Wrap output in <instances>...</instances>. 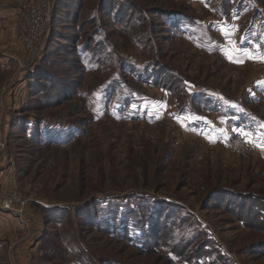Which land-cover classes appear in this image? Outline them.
I'll return each instance as SVG.
<instances>
[{"label":"rangeland","instance_id":"1","mask_svg":"<svg viewBox=\"0 0 264 264\" xmlns=\"http://www.w3.org/2000/svg\"><path fill=\"white\" fill-rule=\"evenodd\" d=\"M244 2L54 0L43 56L6 111L0 203L8 191L27 203L0 211V264H264V127L214 139L184 120L245 114L236 101L264 121L249 97L264 63H240L248 49L222 48L213 26ZM251 5L236 30L255 31L264 0ZM0 7L3 115L20 78V0ZM213 94L226 112L199 104ZM239 134L260 149L226 145Z\"/></svg>","mask_w":264,"mask_h":264},{"label":"crops","instance_id":"2","mask_svg":"<svg viewBox=\"0 0 264 264\" xmlns=\"http://www.w3.org/2000/svg\"><path fill=\"white\" fill-rule=\"evenodd\" d=\"M33 0H20V8H22L25 5H28L32 2ZM242 1V0H240ZM252 0H247V3H243L240 4L242 5V7H246V9L242 12L239 13H235V15L232 14H228V15H224L222 20H218L215 21L213 23V26H215L217 29L218 28H223V30L226 32V42L225 44H221L222 48H227L230 45L231 49H234L236 51L239 50H246L248 49V54L247 55H242V57L238 58L240 63H245V62H256V63H264V13L259 16V19L257 20V24L258 26L255 27V31L250 32V31H238L235 29V25H237L239 23V19L243 18V15H245L246 13H248L250 10H252V5H251ZM257 12V11H256ZM258 13V12H257ZM5 15H6V8L4 7H0V32L2 30V28L5 26L4 25V19H5ZM254 22V21H253ZM251 20L249 21V26H252L253 24L255 25V22L253 23ZM235 24V25H234ZM213 26H211V28H213ZM219 26V27H218ZM240 37L238 39V41H236L237 35ZM21 41V38H20ZM228 49V48H227ZM251 51V52H250ZM254 54H251V53ZM251 54V55H250ZM235 56V55H234ZM227 57V56H226ZM228 59V57H227ZM229 60V59H228ZM252 60V61H251ZM236 61V62H238ZM12 62V59L10 56L7 55H3L0 57V70L6 69L9 67V64ZM8 66V67H7ZM30 71H27L26 74H28ZM25 76V75H24ZM21 82V83H20ZM24 83L23 81V77L18 78V80L16 81V83H13V86L9 91H7L8 93L5 95L4 97V103H5V107H3V115H4V124L6 123L8 114H7V110L10 109L12 111H16V106L20 103V92L22 93V96L24 94V86H22ZM254 86H255V91L250 93V98H251V102H259L260 100H262L264 102V81L257 79L254 82ZM212 96H214L216 99L219 98L217 94H213ZM15 97V99H14ZM221 98V97H220ZM218 105H220L218 107V109L216 108V110H209L214 114H217L218 112L222 111V112H226L227 111V107L224 101L219 100ZM221 104L224 108H226V110H223L221 108ZM235 106L234 110H240V112L245 113V114H240L237 116H233V114H230L228 117H224L223 120L220 119V121H218V119L214 118V115L211 116H206L205 114H199L198 116H195L193 118L194 120V124H190V121L186 120V124L191 127L194 126L195 132H199L200 135H204V134H208L209 136H211V138L216 139L217 137L219 138V136H223L224 133H226V129H228V126H234L233 129L235 130L233 133L235 132H244L243 129H251L253 127V129H258L259 134L262 133L261 127H264V121L262 120V118H260L259 116H257V114L252 113L246 106H244L243 104H241L240 102H236L233 104ZM13 108V109H12ZM220 109V111H219ZM7 114V116L5 115ZM216 116V115H215ZM222 116H224L222 114ZM210 117V118H209ZM217 117V116H216ZM237 117V118H236ZM240 118V120L238 119ZM241 118H245V119H241ZM189 120V119H188ZM202 122L201 124H198L196 122ZM254 123V125H250ZM7 126V125H6ZM261 126V127H260ZM248 131V130H247ZM248 134H250V131L247 132ZM11 168L10 167H0V176L2 177V175L4 176V173H7ZM0 224L3 223V218L0 217ZM14 224V222H13ZM32 228V227H31ZM32 236H33V232H32ZM21 246V245H20ZM19 252H16V254H20V250H18ZM22 253V252H21ZM15 254V253H14ZM23 254V253H22ZM21 259V258H20ZM22 260V259H21Z\"/></svg>","mask_w":264,"mask_h":264},{"label":"built area","instance_id":"3","mask_svg":"<svg viewBox=\"0 0 264 264\" xmlns=\"http://www.w3.org/2000/svg\"><path fill=\"white\" fill-rule=\"evenodd\" d=\"M53 5L54 0H33L30 4L20 8L22 56L16 59L20 77H23L25 72L34 68L43 56L52 19ZM4 121V115L0 114V167H6L9 163ZM233 144L242 148L260 149L248 136L241 134L231 137L226 142L227 146ZM26 203L27 201L21 195L8 191L4 194L0 203L1 214L16 213L20 215Z\"/></svg>","mask_w":264,"mask_h":264},{"label":"trees","instance_id":"4","mask_svg":"<svg viewBox=\"0 0 264 264\" xmlns=\"http://www.w3.org/2000/svg\"><path fill=\"white\" fill-rule=\"evenodd\" d=\"M177 20H179V19L177 18ZM195 96H196V99H197V96H199V99L202 98V94H199V93H197ZM199 99H197L196 101H198ZM199 102H200L199 104L202 103V105H203V104H207V107H202L203 109H206V110H214V109H215V110H216V108H217V107H216L217 102H216V100H215V97L212 96V95L203 98V99L200 100ZM208 104H209V107H208ZM213 108H214V109H213ZM261 217L263 218L262 221L264 222V211L262 212Z\"/></svg>","mask_w":264,"mask_h":264}]
</instances>
